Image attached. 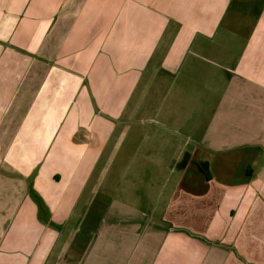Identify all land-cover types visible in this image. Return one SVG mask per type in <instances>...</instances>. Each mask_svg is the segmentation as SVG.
Returning <instances> with one entry per match:
<instances>
[{
    "label": "crops",
    "instance_id": "obj_1",
    "mask_svg": "<svg viewBox=\"0 0 264 264\" xmlns=\"http://www.w3.org/2000/svg\"><path fill=\"white\" fill-rule=\"evenodd\" d=\"M0 264H264V0H0Z\"/></svg>",
    "mask_w": 264,
    "mask_h": 264
}]
</instances>
